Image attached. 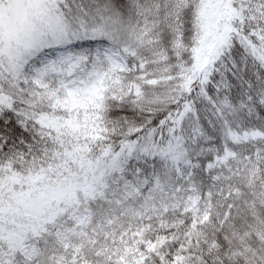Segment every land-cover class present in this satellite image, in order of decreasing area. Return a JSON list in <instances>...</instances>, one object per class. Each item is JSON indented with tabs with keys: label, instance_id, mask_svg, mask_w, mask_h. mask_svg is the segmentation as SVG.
<instances>
[{
	"label": "snow or ice",
	"instance_id": "obj_1",
	"mask_svg": "<svg viewBox=\"0 0 264 264\" xmlns=\"http://www.w3.org/2000/svg\"><path fill=\"white\" fill-rule=\"evenodd\" d=\"M0 264H264V0H0Z\"/></svg>",
	"mask_w": 264,
	"mask_h": 264
}]
</instances>
